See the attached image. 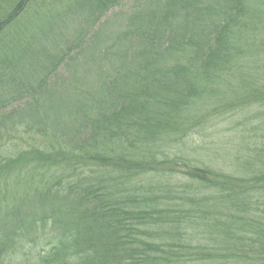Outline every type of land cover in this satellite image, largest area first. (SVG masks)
Listing matches in <instances>:
<instances>
[{"label":"trees","instance_id":"1","mask_svg":"<svg viewBox=\"0 0 264 264\" xmlns=\"http://www.w3.org/2000/svg\"><path fill=\"white\" fill-rule=\"evenodd\" d=\"M0 140V264H264V0H0Z\"/></svg>","mask_w":264,"mask_h":264},{"label":"rangeland","instance_id":"2","mask_svg":"<svg viewBox=\"0 0 264 264\" xmlns=\"http://www.w3.org/2000/svg\"><path fill=\"white\" fill-rule=\"evenodd\" d=\"M226 128L225 124L221 125V129ZM4 130V129H2ZM223 135V134H221ZM221 140L219 141L218 144V150L216 152L219 161H221L222 165H224L227 162V159L224 158V156L229 157H236L239 162L241 163L243 158H252V154L250 153V148H252V144L257 143V142H240L239 138L233 136V138L229 141L223 140L222 137L220 136ZM0 142H4L1 141ZM217 145V144H216ZM248 150V151H247ZM235 153V155L231 156L230 153ZM0 155H5V152L2 148H0Z\"/></svg>","mask_w":264,"mask_h":264}]
</instances>
